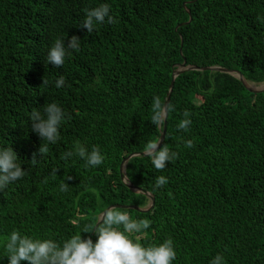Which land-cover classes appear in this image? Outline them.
I'll list each match as a JSON object with an SVG mask.
<instances>
[{
	"label": "trees",
	"instance_id": "16d2710c",
	"mask_svg": "<svg viewBox=\"0 0 264 264\" xmlns=\"http://www.w3.org/2000/svg\"><path fill=\"white\" fill-rule=\"evenodd\" d=\"M104 3L118 23L81 29L84 9ZM258 16L264 17V0H0V148L12 147L26 170L0 191V264H9L5 244L12 231L60 245L76 234L95 241L94 231L82 232L92 230L108 205L151 221L139 234L142 245L171 238L172 264H210L217 254L223 264H264V90H249L227 71L180 73L161 144L178 157L160 171L148 156L126 164L130 182L154 194L150 210L127 208L146 207L149 197L127 185L120 171L126 156L159 139L163 127L151 123L152 100L164 101L183 60L264 82ZM73 35L81 39L79 51L71 50L60 68L46 64L55 40L67 43ZM60 76L65 85L57 88ZM52 102L65 113L60 140L32 165V153L48 142L32 131L30 116ZM186 110L187 131L177 127ZM187 140L193 148L185 147ZM76 141L89 152L98 147L103 163L62 160ZM159 176L168 183L157 188Z\"/></svg>",
	"mask_w": 264,
	"mask_h": 264
},
{
	"label": "clouds",
	"instance_id": "9594fccd",
	"mask_svg": "<svg viewBox=\"0 0 264 264\" xmlns=\"http://www.w3.org/2000/svg\"><path fill=\"white\" fill-rule=\"evenodd\" d=\"M85 19L79 24L87 33L96 30L97 25L104 23L115 24L117 19L110 15V6L106 3L93 8L84 9ZM258 23L264 24V17L256 18ZM80 37L73 35L65 43V39L57 38L49 48L45 63L52 64L56 68L64 65L66 56L71 55V50L79 51ZM49 81L44 78L42 85ZM65 85L64 76L55 81L57 88ZM171 103L162 102L159 96H154L151 104V123L157 127H163L169 113L173 111ZM185 119L177 125L178 129L187 131L192 121L188 119L189 111L183 113ZM65 119V113L55 102L46 103L43 114L39 110H33L30 116L32 131L37 133L45 142L32 153L30 160L32 165L38 163V158L48 154V144H55L60 140V126ZM185 147H194L192 140L185 142ZM143 154L151 158L154 168L163 170L168 162L174 161L178 153L170 151L167 146H161L158 141H149L143 149ZM78 156L86 161V167H96L103 163L105 157L98 147L88 149L76 141L73 150L62 153L60 158L67 161L70 157ZM58 169L53 168L51 176L57 175ZM26 170L19 163L17 152L12 147L0 148V191L22 179ZM72 177L68 176L67 180ZM47 182V178L45 179ZM168 183L165 176L156 178V187L160 188ZM60 191H68V183L60 185ZM83 219V217H82ZM149 219H133L126 210L116 207H107L97 217L95 226L89 231L85 228L82 233H92L98 237L95 241L89 236L82 238L81 234L73 235L70 239L58 244L52 239H34L27 235H21L18 231H12L7 239L5 248L9 264H172L177 253L171 238L159 245L144 246L140 241V233L150 227ZM224 257L217 254L210 264H223Z\"/></svg>",
	"mask_w": 264,
	"mask_h": 264
},
{
	"label": "water",
	"instance_id": "95a60500",
	"mask_svg": "<svg viewBox=\"0 0 264 264\" xmlns=\"http://www.w3.org/2000/svg\"><path fill=\"white\" fill-rule=\"evenodd\" d=\"M189 21H190V17H189L188 21L185 22V23H188ZM176 29L177 28H175V30ZM181 45H182V37H181ZM180 51H181V48H180ZM197 68H199V69L220 70V71H227L229 73H234L235 75H237L242 80V82L245 84V86L249 90L255 91V92L256 91H262V90H264V83L261 84V85H259V86H256L254 84H251L249 82V80H247L244 77L243 73L241 71H239L238 69L228 68V67L221 66V65H218V64H209V65H203V66H198V67L197 66H187L186 63H185V60H183V62L181 64H178V66L176 67V69H174L172 71L171 80H170V82L168 84V89H167V91L165 93V98H164V101L163 102L169 103V96H170V92L172 90L174 78H176L180 73H182L184 71H188V70H191V69H195L196 70ZM166 126H167V124L165 122V124H164V126L162 128V131L160 133L159 139L157 140L160 144L163 143V140H164V137H165V133H166ZM136 156L143 157V156H146V155L143 154V151H139V152H133V153L129 154L128 156H126L122 160L121 165H120L121 177H122V180L125 183H127V185H129L134 191L146 193L147 196L149 197V202L146 205V207H137V205H128L127 208H131V209H134V210L148 211L154 205V202H155V196H154V194L152 192H150L149 190H147V189L146 190L145 189H141V188L135 186L134 184H132L130 182L129 178L127 177L126 173H125L127 162L129 161V159H131L132 157H136ZM108 207H124V205H108Z\"/></svg>",
	"mask_w": 264,
	"mask_h": 264
},
{
	"label": "rangeland",
	"instance_id": "374dc122",
	"mask_svg": "<svg viewBox=\"0 0 264 264\" xmlns=\"http://www.w3.org/2000/svg\"><path fill=\"white\" fill-rule=\"evenodd\" d=\"M251 84H254V85H256V86H259V85H261V84H263L264 82H260V83H255V82H252V81H249Z\"/></svg>",
	"mask_w": 264,
	"mask_h": 264
}]
</instances>
